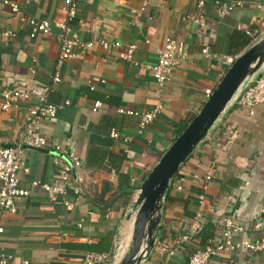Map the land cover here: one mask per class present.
I'll list each match as a JSON object with an SVG mask.
<instances>
[{
  "label": "crops",
  "instance_id": "1",
  "mask_svg": "<svg viewBox=\"0 0 264 264\" xmlns=\"http://www.w3.org/2000/svg\"><path fill=\"white\" fill-rule=\"evenodd\" d=\"M11 1L25 16L48 19L61 4V0ZM196 1L79 0L70 28L85 41L104 38L123 45L135 43L133 62L95 44L65 60L57 70L59 81L51 83L58 53L57 28L51 25L49 34L30 37L28 26L0 0V94L12 86L47 85L48 101L59 105L54 117L41 126L47 147L23 150L27 170L19 169L17 180L28 194L15 199L14 211L1 217L0 251L11 257L12 264H80L88 251L109 250L138 185L173 140V126L198 110L206 99L204 90L212 89L228 66L223 58L235 57L264 35V0H203V25L186 18L197 15ZM236 1L240 7L217 15L219 9ZM165 38L181 42L186 57L174 65L158 89L146 65L154 61ZM203 47L209 56L201 53ZM94 100L101 107L93 112ZM156 104L159 113L141 132L137 131V116L115 111L119 105L145 111ZM27 107L22 102L0 111V146L15 140L16 124ZM231 129L235 136L229 142ZM55 144L74 149L82 159L80 195L74 193L70 178L59 179L57 164L62 157L52 149ZM205 173L210 178L203 185L192 178ZM175 182L181 183L180 190L172 187ZM41 183L63 187L71 208L66 209L59 196L50 201ZM167 189L174 198L163 201L161 229L143 264L164 261L158 252L161 244L173 250L170 264L184 263L190 251L208 238L202 241L194 232L179 245L173 239L189 232L193 224L210 221L213 210L247 219L258 210L264 220V102L255 105L251 115L230 102ZM198 193L204 195L201 203L196 199ZM185 197H189L186 202ZM210 228L212 235V224ZM258 235L248 223L236 239ZM229 258L232 264H264V249L249 252L239 247ZM227 261V256L217 255L205 264Z\"/></svg>",
  "mask_w": 264,
  "mask_h": 264
},
{
  "label": "built area",
  "instance_id": "2",
  "mask_svg": "<svg viewBox=\"0 0 264 264\" xmlns=\"http://www.w3.org/2000/svg\"><path fill=\"white\" fill-rule=\"evenodd\" d=\"M79 0H61V4L56 10V14L52 19L39 18L23 15L18 5L11 0H1V3L7 5L11 15H14L20 22L28 26V35L30 37L36 34L46 35L50 33L51 25L57 28L55 34L58 53L55 59V71L50 77L51 83L59 81L60 77L58 69L61 64L75 56L77 50L90 49L95 44L102 50H116L117 57L125 62H133V53L136 49L135 43L122 44L118 40H107L99 38L96 41L82 40L75 30L69 26V21L74 17L76 3ZM203 0H197L195 3L196 16L188 15L186 18L198 25H203ZM235 6H241L240 1L228 4L217 11V15L231 11ZM133 12V11H132ZM135 15L137 13L134 12ZM6 33H10L7 31ZM248 34L249 32L246 31ZM11 34V33H10ZM201 53L205 56L210 54L206 47H203ZM186 57L183 45L181 42L175 41L172 38H165L163 45L156 50V56L153 62L146 65L154 79L158 89H161L168 80L174 65ZM234 58V57H233ZM232 57H224L223 62L227 65L233 60ZM89 88H93L92 85ZM49 86L21 88L7 87L0 94V111H9L16 108L20 103H28L26 112L22 119L16 124L15 140L7 146H0V233L3 232L1 225L2 214L6 211H14V200L25 197L28 192L18 186L17 171L19 169L27 170L23 158V150L27 148L41 149L47 147V143L41 134V126L44 122L49 121L55 115L59 105L53 104L47 99ZM211 89L204 90V97L207 98ZM232 103L244 108L248 115L253 114L255 105L264 102V66L260 67L248 81L233 95ZM229 102V103H230ZM101 107L99 100H94L90 110L96 111ZM117 113L134 115L138 118L137 131L141 130L150 124L160 111V105L156 104L150 109L139 111L133 108L117 106ZM113 137L117 134L111 133ZM235 136V130L231 129L228 135V141H232ZM52 149L62 157L58 161L59 179H71L73 191L75 194L82 193L83 178L80 171L82 159L72 148H63L59 144L52 146ZM177 173V172H176ZM175 173V175H176ZM174 177V176H173ZM192 178L201 181L203 185L210 178V173H205L202 176L193 174ZM40 187L48 194L49 200L54 201L56 196L60 197L61 204L70 209L72 202L65 198V190L63 187H58L52 184L41 183ZM172 187L175 190L181 189V183H174ZM198 203L204 200L203 193L196 195ZM260 211L252 213L249 219L240 217L234 213H224L220 210H213L209 216V220L213 226L212 235L206 240V243L194 247L187 255L186 260L182 264H205L210 258L217 255H225L228 258L226 264H232V259L229 255L239 247L245 248L249 252L262 251L264 249V220ZM261 216V217H260ZM250 223L251 229L259 233L255 239L238 238L236 236L245 231L246 225ZM197 226L193 224L189 228V232L180 234L173 239L174 245H179L182 242H187L190 234L196 231ZM113 241L112 246L107 251H88L84 253L80 264H110L120 248L119 235ZM158 252L164 255V261L160 264H170L169 260L173 255V250L166 244L159 246ZM26 263V261H22ZM0 264H12L11 257L8 254L0 251Z\"/></svg>",
  "mask_w": 264,
  "mask_h": 264
},
{
  "label": "water",
  "instance_id": "3",
  "mask_svg": "<svg viewBox=\"0 0 264 264\" xmlns=\"http://www.w3.org/2000/svg\"><path fill=\"white\" fill-rule=\"evenodd\" d=\"M263 66L264 35L233 58L208 97L145 174L125 215L131 218L126 244L110 264H143L148 259L161 229L162 204L173 176L208 135L233 95Z\"/></svg>",
  "mask_w": 264,
  "mask_h": 264
},
{
  "label": "trees",
  "instance_id": "4",
  "mask_svg": "<svg viewBox=\"0 0 264 264\" xmlns=\"http://www.w3.org/2000/svg\"><path fill=\"white\" fill-rule=\"evenodd\" d=\"M187 121L188 120H186V121H181V122H179V123H177L176 125H174L173 126V136H174V138L181 132V130L185 127V125H186V123H187ZM167 191H168V189H167ZM166 191V195H165V198L167 199V198H174V197H172V196H170L169 194H168V192ZM187 199H189V197H185V199H184V201L186 202V200ZM211 227V223H210V221H208V222H206V223H204V224H202V225H198L197 226V228H196V231H195V235H198V237L202 240V241H204L205 239H207V238H209L210 236H211V233H210V229H212V228H210ZM210 233V234H207V235H205V234H203V233ZM203 245V244H202Z\"/></svg>",
  "mask_w": 264,
  "mask_h": 264
},
{
  "label": "rangeland",
  "instance_id": "5",
  "mask_svg": "<svg viewBox=\"0 0 264 264\" xmlns=\"http://www.w3.org/2000/svg\"><path fill=\"white\" fill-rule=\"evenodd\" d=\"M124 221V222H123ZM123 222V223H122ZM126 223H127V221L126 220H124V218H122L121 219V222L119 223V227H118V229L117 230H119V233H118V235H119V241H120V243L122 242H124L125 241V238H126V235H127V231H126V229H125V226H126ZM117 234V233H116ZM116 236V235H115ZM118 237V236H117ZM115 240H117V239H115Z\"/></svg>",
  "mask_w": 264,
  "mask_h": 264
},
{
  "label": "bare ground",
  "instance_id": "6",
  "mask_svg": "<svg viewBox=\"0 0 264 264\" xmlns=\"http://www.w3.org/2000/svg\"><path fill=\"white\" fill-rule=\"evenodd\" d=\"M126 221H127V223H126L125 229L127 231V235H126L125 241L123 243L122 242L120 243V248H123L125 246L127 238H128V234L130 231V227H131V218L126 219Z\"/></svg>",
  "mask_w": 264,
  "mask_h": 264
}]
</instances>
